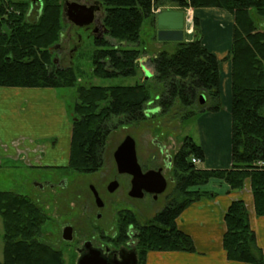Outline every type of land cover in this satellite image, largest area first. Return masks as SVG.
<instances>
[{"label":"trees","instance_id":"obj_1","mask_svg":"<svg viewBox=\"0 0 264 264\" xmlns=\"http://www.w3.org/2000/svg\"><path fill=\"white\" fill-rule=\"evenodd\" d=\"M33 2V1H32ZM33 21L31 3L0 0V87L20 89L75 90L76 102L68 107L71 139L66 170L78 174L97 172L103 163L110 123L137 125L147 120L145 106L151 103L148 87L80 85L73 69L53 64L63 31L60 0H42ZM103 17V37L95 36L91 75L94 78H132L137 74L139 33L153 12L172 6L179 10L216 9L232 18L230 63V169L204 170L191 163L203 162L204 154L190 137H185L172 157L173 193L166 206L145 225L129 216L112 241L116 247L127 241L133 228L138 264H146L149 253H194L189 236L179 231L176 220L206 193L210 181H221L229 192H239L249 183L254 215L264 218V0H97ZM194 38L176 43L173 53L158 52L149 62L153 79L160 87L154 103L160 116L175 113L190 122L198 114L199 97L209 102L207 113L222 107L220 61L205 47L198 20L193 19ZM107 38L113 42V45ZM206 102V101H205ZM200 106V105H199ZM176 110V111H175ZM176 118V117H174ZM61 169V168H59ZM31 199L0 192L3 239L2 264H64L61 252L39 241L47 221ZM222 249L228 262L264 264V249L257 246L243 201L232 202L224 215Z\"/></svg>","mask_w":264,"mask_h":264},{"label":"rangeland","instance_id":"obj_2","mask_svg":"<svg viewBox=\"0 0 264 264\" xmlns=\"http://www.w3.org/2000/svg\"><path fill=\"white\" fill-rule=\"evenodd\" d=\"M16 1L31 3L29 20L33 21L39 9V3L32 2L33 0ZM38 1L41 2L42 0ZM60 1L63 5L65 2L92 4L97 0ZM162 9L164 11H169L172 9V6H165ZM194 13L195 12H193V15ZM102 17V11H98L96 14V19L101 21ZM224 24L226 23H221L222 27ZM186 25L189 26V23L187 22ZM230 27H232V24ZM258 28L259 31H264V21H260ZM98 29V33H96L97 37H103L101 28ZM153 32L155 33V21L153 26L149 24L148 21H146L142 25L139 33V46L137 48L142 52V54L137 60V63H142L140 62L142 59L150 57L153 55V52L157 51L155 48L156 46L154 45L156 41V33L154 34ZM186 37L187 39H193L194 30L191 36ZM94 38V35L89 30L77 28L71 24H68L67 21L63 22V31L60 45L54 52L55 65H57L59 68H68L73 66L74 71L80 78V85L91 83L94 86L101 87H131L136 83H144L148 87L151 97V103L145 106L146 116L148 115L147 120L137 125L132 124L125 126L118 125V119H113L111 121L109 126L112 130L108 134L105 141L102 156L103 163L99 169V172L96 174L83 175L75 172L72 173L69 172V170L63 169L66 167L62 165H60L61 169L55 167L48 168L47 165L29 167L26 166L22 161L11 162L8 160H1L0 165V192L24 196L39 205L38 207L42 209V212L47 218V221L43 225L39 241L44 245H49L50 247L52 246L55 251H61L64 264H74V261L70 260L71 256L67 252V246H64V244L58 245L59 243L63 242L61 239L60 228L65 220L64 218L67 219V217H77L79 216V213L83 211H88L90 214H94L99 210L95 208L92 201L88 205V208L85 209V204H83L81 201L79 202L78 198L73 197V195H70L67 192L61 191L60 187L58 186L61 177H69V180L71 178L75 180L79 188L77 193L82 196L85 201H87L88 199L86 197L89 194L88 189L91 188V185L92 187L95 186L94 180L99 176L100 173L105 175L106 172H109V170L113 169V165L115 164L113 160V153L125 139V137L129 136L134 140L137 162L143 170L157 169L161 167L162 162L165 161L164 156L160 155L158 151V146H155L157 141L160 142L165 147V151H168V153L172 156L179 149L185 137H190L195 143L199 142V124L195 120L196 117L190 122H182L179 119L180 117L174 112L166 116H160L159 110H155L157 108L154 100L159 93L160 87L153 79V68L150 62L145 61L142 63L143 66L136 65L138 72L136 76L132 78L121 77L115 79H101L92 77L91 64L92 56L95 51V46L93 43ZM107 40L109 39L107 38ZM109 41L115 45V42L111 40ZM173 47V51L169 50L170 53L175 52L176 45ZM222 54L228 55V52L226 54V51H222ZM222 62L224 64V61ZM223 68L225 70V78L227 81L230 75L228 66L224 65ZM56 92L58 93L59 98L65 102L67 108L69 107L71 109V107L76 102L75 90H61ZM22 93L24 92L15 90L12 97L0 96L1 106L2 102L8 104L9 102L16 101L17 105L13 104L16 107L18 106V99H21L23 103H20V111H22V113L24 112L22 115H18L17 112H13L6 114L5 116H0V138L7 140L14 138L18 134L27 135L32 138L35 136L34 133L36 129V135H38V138L35 144H38L39 147H43L44 149L48 148L49 154L52 153V144L56 140L55 137H52V134H59V144H66L67 132L66 130L62 129V126L59 122V114L55 106L44 103L43 101H39L38 104L32 106L34 108H29L30 110L28 111V114H25L27 107L33 102V98L23 95ZM15 96L19 98H16ZM30 100H32L31 103H29ZM205 101L206 102L203 105H195L193 109V111L198 114L199 118L207 113L205 110L209 108L210 104L208 100ZM24 119H33L37 123L23 124ZM70 119L71 118L69 117V122ZM63 160L66 161V157H64ZM196 167L200 168L202 165L199 164L196 165ZM51 169H56L58 171ZM162 175L167 181V188L164 193L156 198V200H153L150 196H146L141 200H132V202L130 201L127 203L129 207H133L131 209H135V217L141 225L148 224L153 219V217L166 206L168 198L173 193V170H163ZM102 178V185H105L109 180L112 179V176L109 177L106 175L102 176ZM171 180L172 182H170ZM115 198L116 197L106 198L104 201L108 199L113 200ZM124 202L126 203V199H124ZM104 211L102 213H104ZM112 213L113 211H110V214ZM99 223L101 224V220ZM82 233L83 232L80 229L75 230V239H79L81 235L78 234ZM2 235L3 232L0 220V264L3 262ZM86 236L90 237V233L86 232L84 237Z\"/></svg>","mask_w":264,"mask_h":264},{"label":"crops","instance_id":"obj_3","mask_svg":"<svg viewBox=\"0 0 264 264\" xmlns=\"http://www.w3.org/2000/svg\"><path fill=\"white\" fill-rule=\"evenodd\" d=\"M169 11L180 12V10L172 9ZM194 17L199 22L200 35L205 47L220 61V89L222 94V107L219 112L205 113L200 118H195L199 124V142L196 144L200 146L204 154L203 162L199 163L202 165L200 169L226 170L231 167L229 140L231 124L229 114L230 79L228 77L226 81L223 67L227 65L230 74V63L228 55H223L222 51H226L227 54L230 48L232 18L225 12L216 9L196 10ZM221 23L226 24L222 27ZM184 40L190 41L192 39H187L185 35ZM157 42L156 40L154 43L157 51L140 62H149L150 58L161 51L170 53L169 50L173 51V46H175L173 45L175 43ZM222 61H224V64ZM142 63H139V66H142ZM15 90L22 91L24 92L22 93L23 95L33 98V102L31 103L32 100H30L29 103L31 104L27 107L25 114H28L29 108H34L32 106L38 104L39 101L55 106L62 129L67 132V143L64 145L59 144V134H52V137H55L56 140L52 144V153L49 154L48 148L44 149L35 144L38 138L36 129L35 136L32 138L23 134H18L14 138L7 140L0 138V165L1 160H8L11 162L22 161L29 167L40 165L55 168H61L60 165L67 167L72 128L65 102L59 98L58 93L53 89L0 87V96L12 97ZM20 103L23 102L18 99V106L15 107L13 104L17 105L16 101L8 104L2 102V106L0 105V116L13 112L22 115L24 112L20 111ZM26 123L37 122L33 119H24L23 124ZM64 157H66V161L63 160ZM200 190L206 193L204 198L198 203L189 206L176 220L178 230L192 240L195 249L194 253H149L146 258V264H237L227 261L222 249V237L225 233L224 215L229 205L238 200L243 201L246 206L250 227L254 232L258 248L264 249V218H257L254 215L253 200L248 182L245 183L244 188L239 192H229L228 186L217 180L210 181L206 186L201 187Z\"/></svg>","mask_w":264,"mask_h":264},{"label":"flooded vegetation","instance_id":"obj_4","mask_svg":"<svg viewBox=\"0 0 264 264\" xmlns=\"http://www.w3.org/2000/svg\"><path fill=\"white\" fill-rule=\"evenodd\" d=\"M81 3V2H80ZM77 4V3H76ZM81 3L79 5L90 7L96 5V1L94 3ZM98 13V12H97ZM98 28H100V25L98 22H96L93 26L84 28L85 30H89L94 37L97 36L96 33H98ZM156 142V141H155ZM160 142H156L155 146H158L160 155H163L165 158V161L162 162V166L155 169H150L153 171L163 170L170 171L172 169V155L168 153V151H165V147ZM113 169L109 170V172H106L105 175H102V173L99 174V176L94 180L95 186L88 189L89 194L87 195V201L80 196L77 193L78 185L72 178L69 180L67 178L61 177L58 183V186L60 187L61 191L67 192L70 195H73V197L78 198L79 202L81 201L84 205V208L87 209L88 205L92 201L95 208L99 211H96L94 214H90L88 211H83L79 213V216L77 217H67L64 218V222L60 228V234L62 243L64 246H67V252L71 256V261H74V264H78V262L86 255L90 254L92 251H100L102 254L107 257L109 260H117L121 262L122 264H130V254L132 253V248L134 246V232L133 228H129L126 232L127 235V241L124 245L116 247L112 241H115L118 236L119 227H121L126 218L129 216L135 217V209L132 206L129 207L127 203L132 200H141V199H133L129 197V192L131 190V181L132 177L128 174H119L117 172V167L114 164ZM53 168V167H48ZM141 168V167H140ZM56 170V169H51ZM142 172L150 171L143 170L141 168ZM58 171V170H56ZM97 172L90 173V174H96ZM109 173V174H108ZM104 174V173H103ZM86 175V174H83ZM108 175L109 177L112 176V179L109 180L105 185H102V176ZM172 182V180L170 181ZM114 184V190L110 191L111 187L110 185ZM76 188V189H75ZM100 189V190H99ZM92 191H95L97 193L98 198L100 199V202L102 203V207H98L96 204V200L94 197V194ZM146 196H150L153 200H156L153 195L150 194H144L143 198ZM116 197L113 200H105L106 198H112ZM142 198V199H143ZM124 199H126V203L124 202ZM108 210V211H104ZM104 211V213H102ZM110 211H113L112 214H110ZM103 219V220H102ZM79 220V221H78ZM101 220V224L99 223ZM70 229L71 230V237L72 239L70 241H64L63 240V233L64 230ZM80 229L82 230L81 237L79 239H75V230ZM86 232L90 233V237H84ZM77 235V236H78ZM50 250H54L52 246L45 245ZM61 252V251H56Z\"/></svg>","mask_w":264,"mask_h":264},{"label":"water","instance_id":"obj_5","mask_svg":"<svg viewBox=\"0 0 264 264\" xmlns=\"http://www.w3.org/2000/svg\"><path fill=\"white\" fill-rule=\"evenodd\" d=\"M36 0H33L35 2ZM101 6L97 3L94 6L86 7L76 3L65 2L62 9L63 17L71 25L77 28H88L99 22L95 19V14ZM156 39L159 42L180 43L184 40L183 32V14L180 12H162L155 19ZM104 33V30L102 31ZM55 64V60H53ZM150 74V73H149ZM199 104L203 105L205 99L200 96ZM113 160L119 174H128L132 177L131 190L129 197L133 199H142L144 194L153 195L156 199L159 195L165 192L167 187L166 179L162 176V171H147L142 172L136 156V148L134 140L127 136L116 148L113 153ZM110 191L114 190L115 185H110ZM94 194L96 204L100 208L102 203L95 191ZM63 240L70 241L71 230L66 229L63 233ZM131 263L137 264L136 255L130 254ZM78 264H122L117 260H109L100 251H92L84 256Z\"/></svg>","mask_w":264,"mask_h":264},{"label":"built area","instance_id":"obj_6","mask_svg":"<svg viewBox=\"0 0 264 264\" xmlns=\"http://www.w3.org/2000/svg\"><path fill=\"white\" fill-rule=\"evenodd\" d=\"M160 12V9H157V10H155L153 13L154 14H158ZM191 14V12L189 11L188 12V15H190ZM188 22H190V18L188 19ZM197 163V161L196 160H192V164H196Z\"/></svg>","mask_w":264,"mask_h":264}]
</instances>
